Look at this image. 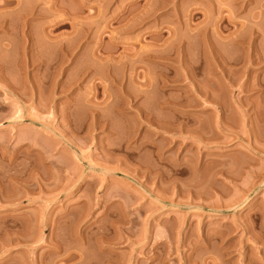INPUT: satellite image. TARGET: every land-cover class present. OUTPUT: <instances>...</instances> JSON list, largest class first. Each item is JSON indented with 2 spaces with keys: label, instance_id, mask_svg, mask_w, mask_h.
Wrapping results in <instances>:
<instances>
[{
  "label": "rangeland",
  "instance_id": "obj_1",
  "mask_svg": "<svg viewBox=\"0 0 264 264\" xmlns=\"http://www.w3.org/2000/svg\"><path fill=\"white\" fill-rule=\"evenodd\" d=\"M0 264H264V0H0Z\"/></svg>",
  "mask_w": 264,
  "mask_h": 264
}]
</instances>
